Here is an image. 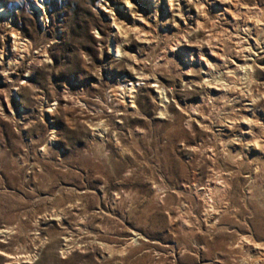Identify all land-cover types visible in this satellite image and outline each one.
<instances>
[{
	"label": "rangeland",
	"instance_id": "1",
	"mask_svg": "<svg viewBox=\"0 0 264 264\" xmlns=\"http://www.w3.org/2000/svg\"><path fill=\"white\" fill-rule=\"evenodd\" d=\"M189 1L0 0V264H264V0Z\"/></svg>",
	"mask_w": 264,
	"mask_h": 264
},
{
	"label": "bare ground",
	"instance_id": "2",
	"mask_svg": "<svg viewBox=\"0 0 264 264\" xmlns=\"http://www.w3.org/2000/svg\"><path fill=\"white\" fill-rule=\"evenodd\" d=\"M193 1H195V2H197L198 0H193ZM190 2H191V0L189 1V4H190ZM125 5V8L127 9L126 10V13H128L127 14V17H131V19H132V21H141V20H138L137 18H136V16H138V15H136L137 13L136 12H138V8H137V5H135L134 3L132 4L131 2H130V0H111V2L109 3V5H110V8H111V10H112V8H119L120 9V6L121 5ZM203 4V3H202ZM200 6V5H199ZM37 7H39V8H41V6H37ZM197 7V6H196ZM112 12V11H111ZM111 12H109V15H113ZM110 17V16H109ZM112 17V16H111ZM126 17V16H125ZM112 23H113V27L115 26V28L116 29H120V27H121V22L119 21V19L118 18H112ZM121 31V30H120ZM118 34V33H117ZM119 35H120V32H119ZM16 39V38H15ZM14 39V40H15ZM13 40V41H14ZM16 41V40H15ZM20 44V43H19ZM17 46V45H16ZM21 46H23V45H21ZM13 47V46H12ZM25 47V46H24ZM14 49V48H13ZM17 49V48H16ZM23 50V49H22ZM26 50V49H25ZM17 51V50H16ZM20 52H22L21 50H19ZM11 53H14L15 51L14 50H12V51H10ZM23 53V52H22ZM15 54V53H14ZM17 55V54H16ZM19 56H21V55H19ZM24 57V56H23ZM21 58V57H20ZM23 58H21V60H22ZM9 63V62H8ZM7 63V64H8ZM11 63V62H10ZM16 63V62H15ZM9 66V65H8ZM14 66V65H13ZM22 85V84H21ZM205 217L207 218V219H210V220H212V216L211 215H209V214H205Z\"/></svg>",
	"mask_w": 264,
	"mask_h": 264
}]
</instances>
